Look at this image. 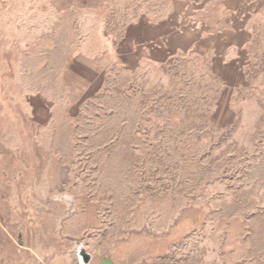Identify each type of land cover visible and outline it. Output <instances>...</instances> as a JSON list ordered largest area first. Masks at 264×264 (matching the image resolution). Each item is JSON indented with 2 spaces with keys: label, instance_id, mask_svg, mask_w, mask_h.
Listing matches in <instances>:
<instances>
[{
  "label": "rangeland",
  "instance_id": "374dc122",
  "mask_svg": "<svg viewBox=\"0 0 264 264\" xmlns=\"http://www.w3.org/2000/svg\"><path fill=\"white\" fill-rule=\"evenodd\" d=\"M257 15L247 0H0V264L82 249L264 264ZM151 23L176 48L159 63Z\"/></svg>",
  "mask_w": 264,
  "mask_h": 264
},
{
  "label": "crops",
  "instance_id": "0c3cea01",
  "mask_svg": "<svg viewBox=\"0 0 264 264\" xmlns=\"http://www.w3.org/2000/svg\"><path fill=\"white\" fill-rule=\"evenodd\" d=\"M248 2H252L253 4H255V8H257V16H260V19L258 21L259 25L262 26L263 29H261L264 33V0H247ZM228 0H224V6H226ZM226 18V16H224V19ZM213 23V21H212ZM148 28L151 30V37L149 38V40H156L158 45L155 44H145L144 47L143 46H139V47H143V50L145 51V56L146 59L152 62H161V61H165L166 59L170 58V56H172L175 51L176 48L175 46L172 44L171 42V36L170 35H165L164 32L162 31L161 33L156 32L155 31V27L153 25V23L151 24H147ZM227 22H225V25L222 26V28H224L226 30V26ZM227 31L224 35V49H225V54L232 51L233 49V43L226 37L227 36ZM135 44V43H134ZM236 48H240L241 50L244 49V44L241 42L239 44H235ZM134 47H131V50H133ZM92 263L93 264H110L108 261H103V260H98V259H94L92 257Z\"/></svg>",
  "mask_w": 264,
  "mask_h": 264
},
{
  "label": "water",
  "instance_id": "95a60500",
  "mask_svg": "<svg viewBox=\"0 0 264 264\" xmlns=\"http://www.w3.org/2000/svg\"><path fill=\"white\" fill-rule=\"evenodd\" d=\"M92 260L91 254H89L86 250L82 249L79 253V261L82 264H89Z\"/></svg>",
  "mask_w": 264,
  "mask_h": 264
},
{
  "label": "built area",
  "instance_id": "2783aa9c",
  "mask_svg": "<svg viewBox=\"0 0 264 264\" xmlns=\"http://www.w3.org/2000/svg\"><path fill=\"white\" fill-rule=\"evenodd\" d=\"M79 264H82V263H80V261H79ZM89 264H93V263H92V260H91V262H90Z\"/></svg>",
  "mask_w": 264,
  "mask_h": 264
}]
</instances>
